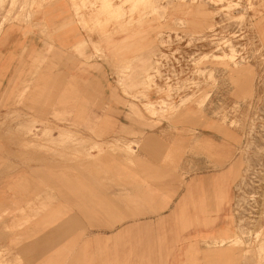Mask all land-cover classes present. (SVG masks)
Returning <instances> with one entry per match:
<instances>
[{"label":"rangeland","instance_id":"rangeland-1","mask_svg":"<svg viewBox=\"0 0 264 264\" xmlns=\"http://www.w3.org/2000/svg\"><path fill=\"white\" fill-rule=\"evenodd\" d=\"M59 1L65 21L51 30L83 34L72 50L47 49L43 64L60 58L69 71L78 59L94 77L67 79L56 93L31 95L26 83L0 100V140L9 145L0 146L8 172L0 201L10 193L14 201L0 203V264H22L38 231L52 255L61 225L69 255L70 235L101 220L112 229L119 213H156L137 209L177 194L134 172L159 170L229 172L236 232L207 246L228 244L238 264H264V0H0V34L42 25L52 41L43 21ZM210 195L203 203L215 208Z\"/></svg>","mask_w":264,"mask_h":264},{"label":"crops","instance_id":"crops-1","mask_svg":"<svg viewBox=\"0 0 264 264\" xmlns=\"http://www.w3.org/2000/svg\"><path fill=\"white\" fill-rule=\"evenodd\" d=\"M64 5L62 1L57 6L53 5L55 8L47 13L46 21H43L52 41L42 32V25L36 28L30 25L29 29L21 25H8L3 29L0 34V100L12 98L26 83L31 95L39 92L41 87L56 93L60 92L67 79L77 85L94 77V71L87 68L84 71L78 59L69 62V71L62 69L60 58L49 59L47 64H43L47 49L60 55L62 51L72 50L78 35L83 34L78 31V26L70 31L51 30V25L59 26L65 21L66 15H62L65 12L62 10L66 8ZM100 65L104 71V63ZM106 75L110 78L109 72ZM95 76L103 82V73ZM13 82L18 85L14 90L11 89ZM0 146L2 150L9 147L4 139L0 140ZM7 173L0 172V177L7 178ZM228 173L159 170L150 172L152 176H139L138 172H134V178L160 179L157 185L164 186L167 194H177L176 198L173 197L168 203L146 204L145 208L137 209L156 213L137 214L133 218L119 213V220L112 229H106L101 220V224L87 228L82 236H76V240L70 235L71 244H77L76 250H71L69 255L62 251L61 225L54 230L52 255H45V235L38 231L33 238L35 244L29 246L23 255L22 264H46L47 257L49 264H238L237 252L228 244H219L214 249L207 246V242L214 238H230L236 232L228 205L230 186L225 181ZM206 191L212 192L210 197L211 202L216 201L215 208L213 205L205 207L202 195ZM11 197V193L7 194L5 202L0 203L14 208L11 204L14 201L9 202ZM26 200L28 198L23 199L22 203ZM12 221L14 219L5 218L4 223L8 225ZM32 223L30 227H37L41 220ZM77 224V220L71 217V229ZM68 258L69 263L66 262Z\"/></svg>","mask_w":264,"mask_h":264}]
</instances>
